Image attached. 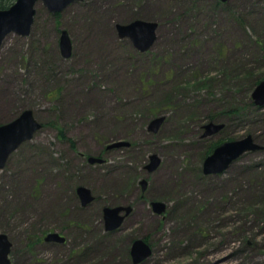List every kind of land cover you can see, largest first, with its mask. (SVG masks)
Returning a JSON list of instances; mask_svg holds the SVG:
<instances>
[{"label":"rangeland","instance_id":"374dc122","mask_svg":"<svg viewBox=\"0 0 264 264\" xmlns=\"http://www.w3.org/2000/svg\"><path fill=\"white\" fill-rule=\"evenodd\" d=\"M56 14L39 2L31 33L0 49V125L26 109L42 124L0 171L12 264H133L138 239L153 250L141 264H264V149L203 172L216 142L252 135L264 146L251 90L264 75V0H82ZM138 19L158 23L144 53L116 28ZM212 120L225 128L203 137ZM119 141L131 145L108 149ZM153 154L161 165L149 174ZM79 186L96 201L82 206ZM119 206L133 212L107 231L104 209ZM51 232L65 243L46 242Z\"/></svg>","mask_w":264,"mask_h":264},{"label":"water","instance_id":"95a60500","mask_svg":"<svg viewBox=\"0 0 264 264\" xmlns=\"http://www.w3.org/2000/svg\"><path fill=\"white\" fill-rule=\"evenodd\" d=\"M82 0H17L10 8L0 9V49L10 34L28 36L31 33L36 14V5L41 2L50 13L63 12L71 4ZM227 2L228 0H219ZM120 39H130L135 48L144 53L150 50L157 40L158 23L152 21L135 20L128 24L116 25ZM60 50L64 58H70L73 52L72 41L67 31H63L60 37ZM254 104L260 108L264 107V80L261 81L252 92ZM165 117L153 119L149 124V131L157 133L161 128ZM224 124L210 122L204 126V136L209 137L218 134ZM42 128V124L35 118L32 110L23 111L14 120L0 125V171L3 170L10 158L25 142L33 140L35 134ZM127 141L112 143L108 149L129 146ZM264 146L258 144L252 135L240 140L227 141L219 145L203 163V172L206 176L225 173L231 165L246 153H254L263 150ZM90 164H101L105 160L90 156ZM161 164L157 154L150 156L146 165L149 174L155 172ZM142 191H146L147 179L141 181ZM83 206H88L95 199L92 191L80 186L77 190ZM155 213L162 215L167 206L160 201L152 202ZM132 206H119L116 208L106 207L104 209L105 228L107 231L119 229L127 215L132 212ZM122 213H125L122 215ZM46 242L65 243L66 239L59 233H49ZM12 242L4 233H0V264H11L10 254ZM153 254L151 246L143 239L135 240L131 247L133 264H141Z\"/></svg>","mask_w":264,"mask_h":264},{"label":"trees","instance_id":"16d2710c","mask_svg":"<svg viewBox=\"0 0 264 264\" xmlns=\"http://www.w3.org/2000/svg\"><path fill=\"white\" fill-rule=\"evenodd\" d=\"M17 0H0V9H8L10 8ZM56 17H60V14H55ZM264 80V75L261 76L260 78H258L253 84H252V88L251 90H253L261 81ZM254 102H252V106H256L255 104H253ZM235 110L230 111V113H233ZM236 112V113H235ZM234 113L236 114L235 116L239 117V118H243L244 119V114L241 112H239V110H236ZM233 113V114H234ZM211 122H214L213 120ZM217 123V122H216ZM59 131H61V136H64V132L63 130L59 129ZM223 141H219L216 142L215 144H212L211 147L208 149L207 154L208 156L210 154H212V152L214 151V149L219 146L220 144H222Z\"/></svg>","mask_w":264,"mask_h":264},{"label":"flooded vegetation","instance_id":"af4514ba","mask_svg":"<svg viewBox=\"0 0 264 264\" xmlns=\"http://www.w3.org/2000/svg\"><path fill=\"white\" fill-rule=\"evenodd\" d=\"M145 170H146V168H145ZM145 170H144V171H145ZM146 171H147V170H146ZM146 171H145V172H146ZM151 174H152V173H151ZM143 179H146V178H140V180H139V181H140L139 184H140V188H141V190H142L141 181H142ZM147 181H148V180H147ZM148 185H149V182H148ZM79 187H80V186H79ZM147 187H148V186H147ZM77 190H78V188H77ZM143 193H145V192L142 191V193L140 194V198H142V199L145 197V195H144ZM92 194H93V192H92ZM77 195H78V193H77ZM93 196L95 197V199L93 200V202H94V201H96L97 198H96V196H95L94 194H93ZM78 198H79V196H78ZM79 200H80V199H79ZM93 202H92V203H93ZM92 203H90V204H92ZM81 204H82V203H81ZM82 206H83V205H82ZM132 207H133V206H132ZM132 212H133V211H132ZM132 212H131V213H132ZM131 213H130L129 215H127V216L125 217V219H126L128 216H130ZM124 214H125V213H124ZM125 219H124V221H125ZM124 221H123V223H124ZM123 223H122V225H123ZM122 225H121V226H122Z\"/></svg>","mask_w":264,"mask_h":264}]
</instances>
